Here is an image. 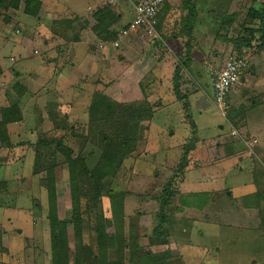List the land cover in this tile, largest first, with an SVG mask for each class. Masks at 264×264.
I'll return each instance as SVG.
<instances>
[{
  "label": "rangeland",
  "instance_id": "rangeland-1",
  "mask_svg": "<svg viewBox=\"0 0 264 264\" xmlns=\"http://www.w3.org/2000/svg\"><path fill=\"white\" fill-rule=\"evenodd\" d=\"M39 1V18L23 13L22 4L17 10L0 8V108L18 100L22 112L20 121L6 126L11 147L0 142V181H6L5 188L0 189V264H51L48 174L44 169L35 173L38 148L47 156L54 153L55 212L59 219L69 220L66 226L69 264L75 263L74 254L80 244L88 247L95 244V234L90 233V227L83 228L86 223L76 234L71 222L74 214L84 219L92 217L87 213L92 203L91 186L95 175H88L87 170L96 160L89 159L83 168H74L77 177L82 178L79 182L87 185L90 181L91 190H77L66 157L51 138L69 147L71 157H83L81 154L88 152L97 156L100 141L94 135L107 131L90 109L94 96L91 86L97 79L94 76L86 79L84 89L68 86L70 77L77 79L76 76L91 73L86 70L87 64L72 74L67 72L73 60L71 41L51 43L55 39L42 18L46 0ZM188 5L194 6L195 16ZM252 5L257 8V0H194L193 4L178 0L169 22L180 25L181 31L186 32L195 17L192 29L199 39L204 34L201 41L194 42L195 38L191 42L195 61L189 69L181 67L178 73L179 95L174 94L179 103L153 112L150 121L142 123L146 129L138 133L142 139L136 149L120 160L111 174L112 167L104 168L108 172L103 173V187L99 192L124 194V239L132 235L144 250L159 255L168 252L165 255L169 264H264V218L254 202L260 200L261 203L264 197V45H259L260 33L256 28L260 24L256 20L250 23L247 16ZM130 17H133L132 11L128 14ZM229 17L230 22H227ZM158 32L162 39H151L144 33L159 50L153 56L158 58L168 52V65L172 63L175 70L177 65L182 66L183 54L164 40L166 34L173 31H165L163 35ZM66 33V38H71V30L67 29ZM117 38L118 34L112 42ZM231 53L245 55L249 66L229 91L224 110L226 117H223L217 107L205 99L204 93L212 96L208 71L220 68ZM103 65V74L110 76L107 72L115 68ZM81 81L77 79L79 85ZM101 84L102 95L115 103L119 97L115 87L104 89ZM110 84L112 86V82ZM197 92L203 109L194 112L190 98L192 94L197 96L194 95ZM164 96L173 97L168 90ZM232 128L237 136L231 134ZM127 130L123 133L129 138L136 127L128 126ZM242 136L246 141L256 139V142L249 147L242 142ZM39 138L50 141L40 148L36 145ZM123 148L129 149L126 145ZM53 158L47 163L53 164ZM168 182L172 190L165 210L166 222L160 230L166 242L150 244L149 237L156 234L159 221V196ZM205 191L210 195L202 208L179 206L181 194L190 196ZM244 203L251 205L245 207ZM100 205L104 216L112 218L109 197L102 196ZM131 225L133 234H129ZM89 252L92 256L95 253L92 249ZM127 255L126 249L124 256ZM86 261L89 260H80Z\"/></svg>",
  "mask_w": 264,
  "mask_h": 264
},
{
  "label": "trees",
  "instance_id": "trees-1",
  "mask_svg": "<svg viewBox=\"0 0 264 264\" xmlns=\"http://www.w3.org/2000/svg\"><path fill=\"white\" fill-rule=\"evenodd\" d=\"M186 1H188V3L193 4L194 0ZM21 4V10L23 13L34 17H37L39 15L41 8V2L39 0H0V8L4 9L12 7L13 9L17 10L21 6ZM184 5L187 4L185 3ZM188 6H190L192 16H195L196 13H194V6ZM113 8L114 6L106 3L103 4L101 8H99L96 12H94L97 23L93 30L97 35H100L102 39L115 38L117 35L116 30L110 29L111 25L114 23L113 20L115 17V12L113 11ZM247 16L249 17L250 23L253 22V20H256V22L258 21L257 23L260 24V26L256 28L260 33L258 37L259 45H264V5L262 6V9L255 8L253 5L250 6L247 10ZM158 18L159 14L157 16V19ZM194 18L192 19L194 20ZM5 19H7V17H5ZM230 19L231 17H229L227 22H230ZM193 20L191 21V25L186 27L188 31L192 30V26L194 24ZM61 24H66L64 18L54 22V29H56V25L58 26ZM65 26L63 28H65ZM158 27L159 25L157 23V28ZM250 28L251 30H253L252 26H250ZM61 35L62 37H65V35L67 36V33L64 34L63 32V34ZM237 43L243 45V43ZM231 55L232 53L229 56ZM240 56L248 60L245 55L241 54ZM191 60L192 57L190 56L188 50L187 54H183L180 58L182 66L177 65L175 67L173 75V91L177 95V97L179 95V80L177 77L178 73L181 67L189 69ZM17 97L19 98V94ZM92 98L93 99H91V104L93 105V108L90 109L95 112L94 117L98 118V121L102 122V126H105L107 129L105 133L101 132V130L100 132H98V134L94 135L97 138L99 137L98 141H100L98 143L99 147L97 146L99 150L97 156L95 154H92L91 152H88L87 154H81L83 157L78 155L75 157H71L70 154L72 153V150L69 147L62 145V142L60 140H54V138H51L52 141L57 142V150L61 153V155L66 157V163L70 169L71 175H74L73 180H75L76 182L77 190H91L89 189L90 181L87 182V185H84V183L82 184L81 182H79V180H81L82 178L79 179V177H77L78 175H76L74 168L75 170L83 168L84 166H86V164H88L89 159H91L92 161L96 160V162L94 163L95 165L89 167L90 170H87L88 175H95V183L91 186L93 187L92 191H94L92 194V203L89 206V214L87 213L88 216L91 215L92 217L90 216L91 219H84V216H77V214H74L71 222L73 223L76 234H79L81 232L83 223H86L83 228H85L86 226L90 227V229L92 230L90 233L93 232L95 234V244L94 246L88 244L91 248H89L87 244H80V248L74 254V264H123L125 261H127L128 264H169L167 262L168 256L165 255L168 252L159 255L158 253L155 254L150 252L149 250H144L137 243V238L132 235H130L127 240L124 239V236L122 235L124 234L123 225L125 218L124 194H110L107 191H104L103 193L99 192L100 190H102L103 187L102 180L105 177L103 176V173L108 172V170L104 171V168L109 169L112 167V171L109 173L111 174L117 168L118 164L120 163V160H122L124 157H126L127 154L133 152L134 149H136L138 141L142 139L139 138L140 135L138 136V133L141 134L142 132L140 130H144L145 128L141 122L150 119L152 115L151 108L146 101L113 103L107 98H105L99 91L94 92V96H92ZM18 102L19 101L16 100L8 106L0 108V142L2 145H5L7 147H11L12 144L10 142L6 126L9 123L20 121L22 118V112ZM128 126L136 127V132L134 134L131 133L129 138L124 136L125 134L123 133L128 132V130L125 131ZM56 127H59L58 123ZM123 128H125V130H123ZM49 141L50 140H47L46 138H39L36 142V145L37 147L41 146L40 148H43L48 145ZM125 145L128 146L129 149H124L123 146ZM37 151L39 152L38 157L35 159L34 162V166L37 165V167H35V173L40 169H44V171H46V173L48 174V180L46 182V192L49 202V209L47 215L50 226L51 264H69L70 252L66 230V226L69 223V220L61 218L59 219L56 216L55 212V186L53 185L54 177H52V166H54L55 163V160L53 158L54 153L51 152L50 155L47 156V154H43L44 152H40L42 150H39V148L37 149ZM51 157L53 158L54 162L53 164L50 163V165L47 162H50ZM93 169H95L96 171H94ZM5 182L2 180L0 181L1 190L5 188ZM170 190H172L171 184L170 182H168V184H166V188L162 190L161 195L159 196V212L157 214L159 221L158 225L156 226L157 228L155 229L156 234L151 235L149 237L150 244H162L163 242H166V238L164 234L160 232V230L164 228V224L166 222L165 210L167 209L166 206L169 203V198L171 194ZM209 195L210 194L206 191L193 193L190 196L181 194L179 196V206L181 208L182 206L202 208L203 205L209 199ZM102 196L109 197L112 218L106 217L102 213L103 210L100 205ZM244 197L248 196L245 195ZM254 202L256 203L257 201L255 200ZM108 227H114V230H109ZM129 229V234H133L134 227L131 225ZM90 249L95 252L93 253V256L89 252ZM126 249L128 250V255L124 256ZM110 254H112V256H110ZM84 258L88 259L89 261L80 262V260L83 261Z\"/></svg>",
  "mask_w": 264,
  "mask_h": 264
},
{
  "label": "crops",
  "instance_id": "crops-1",
  "mask_svg": "<svg viewBox=\"0 0 264 264\" xmlns=\"http://www.w3.org/2000/svg\"><path fill=\"white\" fill-rule=\"evenodd\" d=\"M106 3V0H46L45 6L43 4V15H41L44 23L47 24L46 29L48 30V32H52L51 35L55 39L51 41L52 44L56 43V40L60 42L62 40L71 41V53L73 60H70L71 62L69 64V70L67 69V72H70L72 74L74 70L80 69L81 65L84 66L85 64H87L86 70L87 72L91 73L90 76H88L86 73L81 76H76L78 80L79 78L82 79L80 85L78 84L76 78L70 77L71 82H68V86L71 87V89H75V87H77V89H84L85 87H87L85 86L86 79L94 76L95 79H97V83L91 86L93 92H100L99 87L100 84L103 83L101 85L104 87V89L107 87H115L117 94L119 93V97L117 98V100H115V102L125 103L124 101L127 102L128 100L146 101L151 108V119L153 117V112H157L167 106H171L172 104L179 103V101H177V98L175 99V94L173 91L174 67L172 63L170 67L168 65V52H165L164 56H160L158 58H155L153 56L155 51L159 50L152 43L151 39H148L141 30H131L127 35L119 36L117 38L119 42L118 46L113 45L112 41L114 38L102 39L100 35H97L93 30L97 23L94 12H96L99 8H101L103 4ZM177 4L178 0H168L161 7L158 13L159 27L157 28V30L162 32V35L165 33V31H173L172 34H166V39L163 36L164 40L168 41L171 46H175V49H178L176 50V52L180 54H187V51L189 50L190 56L192 57L191 62H194L195 50L193 47H191V42L194 41L195 38L196 40L194 42H198V40L201 41V38L204 34L199 39L197 32H195L194 29L190 31L187 30L186 32L185 30L181 31V28H179L180 25L174 26L169 22L168 19L171 18L170 16L177 7ZM263 5V0L262 2L260 0H257L258 9H261ZM128 7L129 5L126 0H116L114 4L113 11L115 12V17L113 20L114 23L111 25L110 29L116 30V34L118 35L122 29L127 27V25L132 21L134 17L133 14V17L128 18L129 12L131 13V9ZM200 11L199 13L201 14L202 11ZM19 13L20 15L22 14L21 12ZM23 16L27 17V15L25 14ZM37 17H40V12ZM61 17H65L64 19L66 22V26L62 24L59 26L56 25V29H54V22L63 19ZM64 26L65 28H63ZM67 29L71 30V33L73 32L72 36L70 35L71 38H66L68 35H65V37L63 38L61 35ZM58 35L61 37H58ZM43 44H45V41H43ZM187 45H190L189 49L188 47H186ZM157 46L160 47L159 44ZM195 49L197 48L195 47ZM105 63L109 66V68H115L114 70L112 69L107 72L111 73V75L107 77H105V75L103 74L105 70L103 64ZM248 66L249 60H247V66L243 69L242 75L248 70ZM105 78H107L108 80H104ZM22 81L25 80L23 79ZM110 82H112V86ZM77 84L79 86H77ZM165 90H168L169 93L171 92L173 97L165 98ZM92 91L91 93H93ZM129 95H134V97L132 99H127L126 97ZM194 95L197 96H193V94L191 95L190 99L192 100V102H190V106L192 107V110H194V112H197V110L203 109V104L199 97V92ZM204 95L205 99L211 101V97H209L206 92L204 93ZM161 97H163V99ZM197 97L198 99H196ZM159 98H161V100H159ZM262 107L264 108V104L262 105ZM150 119L148 120V122L150 121ZM143 122L144 121H142L141 123ZM9 125L10 123L8 124V126ZM219 127L223 128V125L220 124ZM171 133H173V131H171ZM241 169L243 170V166L239 167V170ZM242 170L240 171V174L243 173ZM246 185L251 186V184L249 183H247ZM229 192H227V194H229ZM261 199V203L260 200H258L256 203L257 206H259L258 209L260 213L263 215L262 218H264V197H261ZM244 206L249 207L247 203H244ZM261 209L263 212L261 211Z\"/></svg>",
  "mask_w": 264,
  "mask_h": 264
},
{
  "label": "built area",
  "instance_id": "built-area-1",
  "mask_svg": "<svg viewBox=\"0 0 264 264\" xmlns=\"http://www.w3.org/2000/svg\"><path fill=\"white\" fill-rule=\"evenodd\" d=\"M131 11L134 14L132 21L122 29L118 35H127L131 30H141L143 33L152 37L151 39H162L157 30L158 13L161 7L168 0H127ZM107 4L114 5L116 0H106ZM118 46V40L113 42ZM247 66V60L240 55H231L220 68H211L209 70V85L212 89L211 101L220 111L223 117H226V98L229 91L237 84L239 76ZM231 134L237 136L238 133L234 128ZM243 143L252 146L256 139L247 140L241 137Z\"/></svg>",
  "mask_w": 264,
  "mask_h": 264
}]
</instances>
